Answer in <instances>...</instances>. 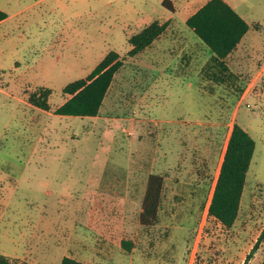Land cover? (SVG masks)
Segmentation results:
<instances>
[{
  "label": "rangeland",
  "instance_id": "obj_1",
  "mask_svg": "<svg viewBox=\"0 0 264 264\" xmlns=\"http://www.w3.org/2000/svg\"><path fill=\"white\" fill-rule=\"evenodd\" d=\"M169 1L173 11L162 0H54L19 13L34 1H0V235L13 231L22 245L26 233L41 248L9 262H244L264 229V0H235L251 34L225 69L185 24L206 0ZM155 21L164 32L129 56L128 39ZM111 50L123 65L98 115H55L69 98L63 87ZM42 87L52 91L49 111L28 101ZM233 123L255 149L227 228L208 205ZM152 174L163 189L157 221L145 226ZM248 264H264V239Z\"/></svg>",
  "mask_w": 264,
  "mask_h": 264
},
{
  "label": "trees",
  "instance_id": "obj_2",
  "mask_svg": "<svg viewBox=\"0 0 264 264\" xmlns=\"http://www.w3.org/2000/svg\"><path fill=\"white\" fill-rule=\"evenodd\" d=\"M162 6L173 11L169 0H163ZM7 14L0 10V22ZM186 26L210 49L212 58L225 69V59L236 48L249 30V24L225 1L209 0L185 21ZM166 23L152 22L140 32L128 39L131 46L129 56H135L152 44L164 32ZM123 65L119 54L111 50L84 78L68 83L62 89L69 98L54 110L57 116L94 117L97 116L103 100L112 84L115 74ZM51 89L39 88L28 96L31 105L49 111L48 98ZM255 149V141L238 124L233 123L229 130L227 145L219 167L217 179L208 205V213L223 226L231 227L237 219L246 175ZM163 177L148 176L144 197L141 203L139 221L150 226L157 221L163 189ZM264 239V229L247 253L242 264L250 259ZM121 246L130 251L132 243L122 239ZM0 264H31L28 262L11 263L0 254ZM60 264H85L64 256Z\"/></svg>",
  "mask_w": 264,
  "mask_h": 264
},
{
  "label": "crops",
  "instance_id": "obj_3",
  "mask_svg": "<svg viewBox=\"0 0 264 264\" xmlns=\"http://www.w3.org/2000/svg\"><path fill=\"white\" fill-rule=\"evenodd\" d=\"M1 1V0H0ZM7 1H17V2H20V1H25V0H7ZM34 1V3H32V4H27V5H22L21 7H19V8H17L16 10H15V12L16 13H19V12H22V11H25V10H28V9H30V8H32V7H34V5H36V4H38V3H40V2H47V4L45 5V7L44 8H50V3H52V1H54V0H33ZM163 1V0H162ZM184 1H187V0H184ZM191 1H193V2H197V1H199V0H191ZM207 1H209V0H206L205 2H204V4L207 2ZM223 1H225L227 4H229L245 21H246V19L244 18V17H246L247 18V13L246 12H244V13H242V14H240L237 10H238V8H237V6H236V1L235 0H223ZM161 4H162V2H161ZM203 4V5H204ZM202 5V6H203ZM200 8V7H199ZM198 8V9H199ZM197 9V10H198ZM0 10H2L3 12H7V8H6V6H0ZM5 12V13H6ZM7 18V17H6ZM5 20V19H4ZM3 20V21H4ZM2 22V21H1ZM0 22V23H1ZM247 23H248V21H246ZM249 24V26H250V28H249V30L246 32V34L242 37V39H241V41L238 43V45L236 46V48L228 55V57L227 58H229L233 53H235L242 45H243V43L245 42V39L246 38H248L249 36H250V34H251V22L250 23H248ZM189 30H191V29H189ZM191 32H192V30H191ZM193 33V32H192ZM194 34V33H193ZM195 35V34H194ZM196 36V35H195ZM197 37V36H196ZM198 38V37H197ZM158 39V38H157ZM199 39V38H198ZM155 41V40H154ZM153 41V42H154ZM199 42H201L200 41V39H199ZM201 44L204 46V48H206L208 51H209V54H211V56H212V52L210 51V49L208 48V47H206L202 42H201ZM263 47V46H262ZM248 49L249 50H252L253 52H254V54L253 55H257V49H258V45L256 44V42H254L253 40H252V42H250V44H249V46H248ZM247 50V49H246ZM252 51H250V52H252ZM254 57V56H253ZM227 58L225 59V61L227 60ZM260 74H261V72H260ZM260 74H258L257 76H259ZM11 226L10 227H14V222L12 221L11 222V224H10ZM25 236H26V233H23L22 235H21V237L23 238V243H22V245H19V241L17 240H15V235H14V232L13 231H10V230H7L4 234H1L0 235V254H2V255H4L6 258H11V257H18V253H19V250L20 249H23V250H30V249H41L40 247H39V245H37V244H34V246L33 247H30V245H31V243H30V241H27V239L25 238ZM38 244H40L39 242H37ZM25 244V245H24Z\"/></svg>",
  "mask_w": 264,
  "mask_h": 264
}]
</instances>
